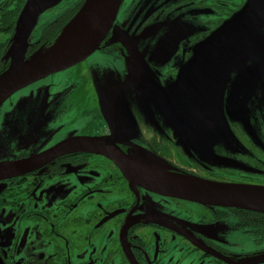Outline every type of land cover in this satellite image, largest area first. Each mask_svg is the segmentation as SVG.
I'll use <instances>...</instances> for the list:
<instances>
[{
    "label": "flooded vegetation",
    "instance_id": "flooded-vegetation-1",
    "mask_svg": "<svg viewBox=\"0 0 264 264\" xmlns=\"http://www.w3.org/2000/svg\"><path fill=\"white\" fill-rule=\"evenodd\" d=\"M28 1L0 0V74L11 64L8 52ZM83 2L59 0L46 8L51 9L48 14L43 10L31 14L26 23H32L31 28L22 30V34L27 33L24 48L18 49H23V58L50 44ZM244 2L121 0L112 27L98 48L85 60L61 70L73 69L72 75H56L61 81L72 79L89 89L76 102L79 129L68 138L100 140L142 166L130 150L136 148L132 152L139 160H143L141 151L152 153L157 156L153 159L165 163L157 170L180 176L264 186V178H260L264 177V77L251 78L239 58L229 77L231 86L221 82L220 98L215 96L218 119L222 110L234 117L243 114L242 108H249L247 123L232 121V126L228 125L227 148L233 138L244 145H229L236 154L227 161L218 153L215 163L188 155L175 131L192 126L188 124L192 115L183 103L176 102L177 93L171 94V101L163 98L175 86L174 80L191 58L193 47ZM159 43L163 44L160 52ZM237 82L243 84L234 91ZM109 83L112 86H106ZM119 83L123 84L121 93ZM149 92L155 101L171 104V108L161 109V116L155 114V124L148 118L154 127L145 123L147 128H139V133L132 117L147 114L143 105H149ZM199 135L206 140L196 142H212L207 138L209 132ZM255 135L263 139H254ZM68 138L38 151H19L8 160L43 154ZM187 143L191 142L187 139ZM253 145L258 146L259 156H247ZM222 164L227 166L216 168ZM247 167L256 169L257 176L252 177ZM80 172L81 188H60V182L68 184L71 175ZM52 188L54 192L49 194ZM0 209L24 228L19 241L6 239L0 230V264H264V213L202 205L139 186L132 188L111 159L87 149H69L22 174L0 179ZM200 211L203 213L198 214ZM220 220L226 227L214 233L217 229L211 231L210 226ZM233 224L242 228L239 238L229 245L225 243L230 240L229 233L225 232H233Z\"/></svg>",
    "mask_w": 264,
    "mask_h": 264
},
{
    "label": "water",
    "instance_id": "water-1",
    "mask_svg": "<svg viewBox=\"0 0 264 264\" xmlns=\"http://www.w3.org/2000/svg\"><path fill=\"white\" fill-rule=\"evenodd\" d=\"M57 2L59 0H29L25 5L17 25L19 31L8 52L12 56L11 64L0 74V106L18 90L75 65L93 53L112 27L121 0H84L50 44L34 51L27 59H24L23 49H18L21 46L24 48L27 36V33L22 34V30L31 28L32 23L26 24L29 16ZM243 5L193 47L192 56L181 68L175 86L172 89L169 88L168 95H163L165 100L172 99V93H177V102L183 105L185 101L191 102L198 95L199 100L209 95L220 98L221 82H224L225 87L231 86L232 80L229 77L234 73V61L239 59V55L243 57L249 55L251 42L255 45L259 44L251 39L264 20L261 8L264 2L249 0L242 9ZM84 8L88 14L82 33L70 43L54 49L65 27ZM163 42L164 40L161 41ZM161 43L157 48L159 52L163 46ZM248 70H250L249 76H264V68L259 75L251 68ZM143 74L146 75L144 70ZM242 84L243 82L235 83L234 91L239 90ZM229 91L231 92V89ZM182 95L184 97L187 95L185 98L188 99L185 100ZM183 107L187 110L188 106ZM195 109L193 114L191 113L192 117L197 114V107ZM69 149H87L111 159L132 188L139 186L162 196L202 205L241 207L264 212V186L207 181L194 176H180L172 172L150 169L137 164L112 145L104 146L100 140L92 138H68L43 154L31 155L21 160L1 161L0 179L22 174L34 165H40ZM167 176L179 177L182 182H178L176 178H166Z\"/></svg>",
    "mask_w": 264,
    "mask_h": 264
},
{
    "label": "rangeland",
    "instance_id": "rangeland-1",
    "mask_svg": "<svg viewBox=\"0 0 264 264\" xmlns=\"http://www.w3.org/2000/svg\"><path fill=\"white\" fill-rule=\"evenodd\" d=\"M260 1L264 2V0ZM248 2L249 0H245L242 9L246 6ZM261 8L262 17H264V5ZM43 11V13L48 14L49 12H51V9H44ZM251 41L259 42V44L255 45L251 42L248 57L244 59L241 55H239L238 57L242 60L241 63H243L245 67L253 69L254 72L259 75L262 69L264 68V20L257 33L252 36ZM73 71V69H67L65 71L55 73L53 75H50L49 77H45L39 81H36L35 83L19 90L18 92L13 94L10 99H7L4 102V104L0 108V162L10 159V156L19 153V151H38L46 146L56 143L59 140L68 138L73 133L78 131L79 127L76 122L78 116L76 102L79 98L85 97L89 89L84 83L78 84L72 79L61 81L56 77V75L59 73H61L60 75L64 76L70 75ZM262 77L264 76L262 75ZM262 77L251 76V78L256 79ZM175 81L176 78L174 82ZM106 86L112 85L109 83ZM122 87L123 84L119 83L118 89L120 93L121 91H123ZM145 92L146 90L144 89V93ZM153 96L154 95L152 92H149L146 95V97L148 98L149 105L144 104L143 109L145 112L147 111V114L144 115L142 118L141 116L132 117L134 125H136L137 127V130L139 128H147L145 123H148L150 126L152 125L154 127V125L151 122H147V120L150 119L155 124V114H159L161 116V109L171 108V104H163V102H157L155 101L156 99H154ZM183 98L185 100L188 99L184 96ZM169 101H171V99ZM183 106H188L187 110L192 114L194 110H196L195 108L197 107V114H195L194 117L188 119V124H191L192 126L187 127L186 130L185 128L180 129L185 132H181L180 130L175 131L179 132V144H181L183 150L188 155L201 156V158L207 159L208 162L212 161L213 163L216 162V159H214L215 156L218 157V155H220L221 159L227 161L229 160L228 158L233 157L234 153L236 152L233 151L229 147V145H233L236 147H241L244 145L241 141L237 143V141L233 138L227 148V144H225L224 141L225 134H229L226 131L227 129L229 130L228 125L229 127L230 125L232 126V121H236V123L239 122L241 124L247 123L246 118L249 112V108L244 109L241 107L243 110V114H235L234 117L231 113L228 114L225 113L224 110H222L223 115L221 114L220 118L218 119V105L214 95H209L206 97V99L200 100L198 95L196 99L191 100V102L185 101ZM218 125H220V127ZM121 126L124 129L123 125ZM194 129L198 130L199 134L205 133L206 131L209 132L207 138L211 139L212 142L208 140L207 141L209 143L196 142V140H206V136L194 134ZM221 129H223V131ZM220 130L222 134L220 133ZM138 132L140 133L139 130ZM247 133L250 134V131L247 130ZM253 138L257 140L263 139V137H256V135ZM187 139L191 143H187ZM243 139L247 141L249 140L247 136L243 137ZM257 148V145H253L251 147V150L248 151L247 156H259V153L256 150ZM132 150L136 151V148L130 150V155L133 156V158L139 163L145 165V167L147 168L159 169L165 166V163H161L153 159L157 156L152 153L141 151L142 154L139 155L140 158H142L143 160H139L135 158L136 152H132ZM241 154L244 155V153H240V155ZM198 158L199 157H197V159ZM247 163L254 165L253 162ZM223 165L225 167L227 166L226 164L216 165V168H222L224 167ZM247 170L249 171V173H251L252 177L257 176V170L253 167H247ZM74 177L75 179H73ZM70 178L71 179L69 180L68 184H65L67 183L66 181L60 182V188L66 189L67 187L73 188L75 186L74 189L76 190L80 187L78 185L83 184V174L81 172L78 173V175H71ZM53 192L54 188L49 191V194H53ZM200 213L203 212H198V214ZM225 227L226 223L220 220L215 225L210 226V229L211 231L217 229L214 233H219L220 231L225 229ZM232 227L233 232L232 230L225 232L229 233L227 235L229 236L230 240L225 241V243L229 245H232L233 241L239 238L238 234L241 232L242 225L233 224ZM0 230L2 231L1 235H5L6 239L10 238L14 241H19L24 235L23 224L19 226L15 218L10 215L7 211L2 209H0Z\"/></svg>",
    "mask_w": 264,
    "mask_h": 264
},
{
    "label": "bare ground",
    "instance_id": "bare-ground-1",
    "mask_svg": "<svg viewBox=\"0 0 264 264\" xmlns=\"http://www.w3.org/2000/svg\"><path fill=\"white\" fill-rule=\"evenodd\" d=\"M87 14V10L84 8L79 14H77L75 18H73V20L65 27V29L61 33L54 49H57L59 47H62L63 45L70 43L80 33H82L83 29L86 26ZM166 178H176L178 182H182L181 178L179 177L167 176Z\"/></svg>",
    "mask_w": 264,
    "mask_h": 264
},
{
    "label": "trees",
    "instance_id": "trees-1",
    "mask_svg": "<svg viewBox=\"0 0 264 264\" xmlns=\"http://www.w3.org/2000/svg\"><path fill=\"white\" fill-rule=\"evenodd\" d=\"M65 24H66V23H65ZM65 24H64V25H65ZM236 208L243 209V210H248V209L241 208V207H236ZM251 211H253V210H251ZM255 212H260V211H255ZM262 213H264V212H262Z\"/></svg>",
    "mask_w": 264,
    "mask_h": 264
}]
</instances>
